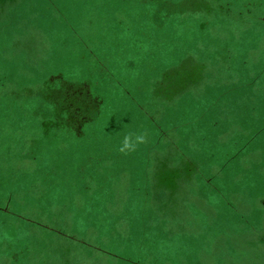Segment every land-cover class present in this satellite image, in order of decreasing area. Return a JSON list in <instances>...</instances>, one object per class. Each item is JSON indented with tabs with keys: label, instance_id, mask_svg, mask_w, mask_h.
Wrapping results in <instances>:
<instances>
[{
	"label": "rangeland",
	"instance_id": "obj_1",
	"mask_svg": "<svg viewBox=\"0 0 264 264\" xmlns=\"http://www.w3.org/2000/svg\"><path fill=\"white\" fill-rule=\"evenodd\" d=\"M0 264H264V0H0Z\"/></svg>",
	"mask_w": 264,
	"mask_h": 264
},
{
	"label": "clouds",
	"instance_id": "obj_2",
	"mask_svg": "<svg viewBox=\"0 0 264 264\" xmlns=\"http://www.w3.org/2000/svg\"><path fill=\"white\" fill-rule=\"evenodd\" d=\"M148 142V132L147 130H142L139 132L129 131L124 136L117 149V151L123 155H128L137 151L140 145L146 144Z\"/></svg>",
	"mask_w": 264,
	"mask_h": 264
}]
</instances>
